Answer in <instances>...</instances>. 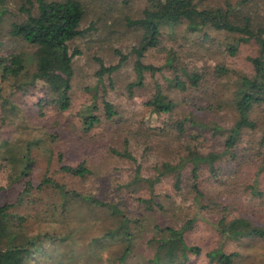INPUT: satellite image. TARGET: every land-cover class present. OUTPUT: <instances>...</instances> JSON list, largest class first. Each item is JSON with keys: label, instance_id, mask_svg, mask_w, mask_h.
<instances>
[{"label": "rangeland", "instance_id": "rangeland-1", "mask_svg": "<svg viewBox=\"0 0 264 264\" xmlns=\"http://www.w3.org/2000/svg\"><path fill=\"white\" fill-rule=\"evenodd\" d=\"M85 1L87 5L79 28L87 31L68 45L69 52L76 50L77 54L72 58L70 105L66 110L59 112L45 105L41 108L42 115L38 116L35 104L41 100L40 91L32 89L21 94L11 88L10 81H0V93L8 100L4 108L0 107V145L2 140L17 143L21 148L19 155L27 154L31 159L29 174L25 177L30 186L29 197L25 195L20 201L17 200L24 179L16 178L9 166L0 170V205L10 204V212L25 217L20 225L25 236L40 238L34 241L36 249L32 251L28 245L30 253L24 255L22 251L23 264H146L153 252L146 244L152 237L149 230L152 226L185 228V244L200 250L199 255H188L185 264H216L205 257L206 252L214 249L236 253L235 264H263V241L254 238L232 241L219 232L218 225L219 218L227 222L232 217H244L257 225L264 223V144L260 143L264 131L263 103L251 108L249 118L256 126L242 130L240 142L232 149L234 159L223 155L217 162L216 177L206 168L199 170L197 196L189 186L188 166L181 170L177 188L173 186L172 175L161 177L150 189L149 182L145 181L153 180L160 162L173 164L178 155L184 154L181 148L188 133L186 128L184 136L177 137L170 127L171 121L191 106L182 102H177L172 111L161 115L158 121L153 120V129L145 126L150 119L143 102L154 93L155 85L169 95L181 97L167 90L171 74L161 67L166 49L172 48L178 60L188 68L200 53L208 56L210 64L216 60L235 73L249 75L247 57L255 54V44L252 41L240 43L230 54L227 47L234 43V34L209 30L208 38L203 40L200 32L187 34L178 27L172 36L164 34L157 48L148 49L141 56V63L162 69L143 72L141 83L133 85L136 73L132 49L138 45L139 34L124 24V18L139 17L143 1L126 7L121 0ZM197 1L202 7H223L222 0ZM252 5L248 10L250 16L261 20L264 0H254ZM119 54L125 61L113 73L98 78L95 73L99 62L103 66L115 65ZM176 74L184 79L178 71ZM187 93L184 95L188 96ZM204 93L199 88V93L193 94L196 106L203 104ZM104 102L115 112L110 119L104 117ZM91 104L99 123L84 132L79 128L76 114L84 105ZM233 113V110L221 109L203 119L226 127L233 122ZM163 121L168 125L158 133L165 127L160 124ZM204 134L203 150L222 149L221 144L216 145L222 142L221 136ZM35 140L40 141L38 146L30 145L26 149V143ZM123 148L135 162L113 152ZM2 150L0 146V154ZM81 161L90 170L85 177L70 176L59 170L60 164L74 166ZM137 164V176L141 180L132 181ZM43 178H50L64 190L93 196L120 209L123 217L131 221L128 251L123 260L118 257L126 241L109 235L115 222L110 221L107 210L86 202H62L50 185L42 183ZM137 198H149L150 207ZM134 220L141 224L142 231H135Z\"/></svg>", "mask_w": 264, "mask_h": 264}, {"label": "trees", "instance_id": "trees-1", "mask_svg": "<svg viewBox=\"0 0 264 264\" xmlns=\"http://www.w3.org/2000/svg\"><path fill=\"white\" fill-rule=\"evenodd\" d=\"M135 1L138 0H121V3L126 7ZM142 1L143 7L139 11V17L124 18V24L139 34L138 45L132 49L135 54L133 68L136 73V81L133 85L141 83L143 72L154 73L164 68L171 74L167 80V90L175 95L177 93L181 95L178 99L166 91H161L159 86L155 85L154 93L143 102L148 107L150 119L145 126L153 129V120L158 121L161 115H167L177 102L191 105L187 112L183 111L182 115L173 119L170 125L174 128L177 137H183L186 128L188 129L181 148L184 154L178 155V159L173 164L168 161L160 162L153 180L145 181L149 182L150 189L161 177L172 175L173 186L177 188L181 170L188 166L191 181L189 186L197 196L199 170L206 168L216 177L219 168L217 162L223 159L222 156L227 155L229 159H234L232 149L240 142L242 130L254 129L256 126L254 120L249 118V112L253 106L264 104V17L257 20L250 16L248 10L250 5L253 6L254 0L234 2L222 0L223 7H202L197 0ZM86 5L85 0H0V81H10L11 88L20 91L21 94L29 93L32 89L40 91L41 100L35 104L38 116L42 115L41 108L45 105L59 112L66 110L70 105L72 58L77 51L69 52L68 45L73 39L83 37L87 31L79 28ZM178 27L187 34L200 32L203 40L208 38L209 30L234 34V43L227 47L230 54L236 51L240 43L252 41L256 46V52L247 57L251 73L249 75L235 73L216 60L210 64L208 56L200 53L195 55L188 68L178 60L179 56L172 48L166 49L162 68L141 63L140 59L145 51L157 48L161 44L162 36L164 34L172 36ZM125 59L119 54L115 65L103 66L99 62L96 76L100 78L104 74L113 73ZM176 71L182 74L184 79H180ZM199 88L205 92V100L202 105L196 106L193 94L199 93ZM185 92L189 93L188 96L184 95ZM187 98L189 99L186 100ZM7 103L6 97L0 93V107L4 108ZM93 108V104L84 105L77 112L81 131L85 132L99 123L98 117L92 113ZM221 109H230L234 112V120L228 126L221 127L203 119L208 115L216 114ZM103 112L106 119H110L115 113L108 102H104ZM162 123L164 121L160 124L165 127L160 128L158 133L160 130H165L168 125ZM193 126L196 127L195 130L191 129ZM204 133H209L210 137L221 136L222 142L216 145L221 144L222 149L203 150L201 142L206 141ZM39 143V140L27 142L26 149H29L30 145L38 146ZM260 143L264 144V131ZM0 146L3 147L0 154V170L3 166H9L10 171L15 172L16 178H22V181L24 179L17 200L20 201L29 193L30 186L25 177L29 174L31 159L27 154L19 155L21 148L17 143L2 140ZM113 152L135 162L125 148ZM60 161L58 157V162ZM138 169L137 164L132 181L141 180L137 176ZM59 170L80 178L90 173L83 161L74 166L60 164ZM42 183L50 185L60 195L62 202H86L106 209L110 221L115 222L114 230L111 232L107 230L106 234L109 231V235L125 239L126 246L118 257L119 260L124 259L128 251V239L131 236L129 230L131 221L123 217L120 209L93 196L64 190L62 185L50 178H43ZM136 200L150 207L149 198ZM10 207L7 203L0 205V264H23L22 251L24 255L29 254L28 245L32 251L36 249L34 241L40 238L36 236L32 239L31 236L29 238L25 236L23 227L20 226L25 221V217L10 212ZM133 222L135 231H142L141 224L137 220ZM218 225L219 232L232 241L254 238L264 243V223L257 225L244 217H232L227 222L219 218ZM149 230L152 237L146 240V244L153 248V252L146 260V264H185L188 255L200 254L197 246L185 244L183 227L152 226ZM205 257L208 262L216 264H235L234 260L238 255L234 252L225 253L214 249L206 252Z\"/></svg>", "mask_w": 264, "mask_h": 264}]
</instances>
